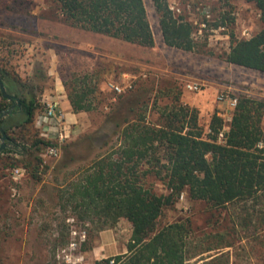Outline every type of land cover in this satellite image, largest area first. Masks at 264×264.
Instances as JSON below:
<instances>
[{"label": "trees", "instance_id": "1", "mask_svg": "<svg viewBox=\"0 0 264 264\" xmlns=\"http://www.w3.org/2000/svg\"><path fill=\"white\" fill-rule=\"evenodd\" d=\"M52 1L58 6L62 22L73 31L146 49L155 47L144 0ZM169 1L153 0L165 45L195 52L199 44L193 23L176 15ZM246 1L259 10L262 28L249 39L231 33L225 61L264 73V0ZM227 21L234 22L230 13L214 26H225ZM39 75L47 79L44 72ZM0 78L8 93L21 99V106L0 121L8 135L7 148L0 154V171L8 176L22 168L34 181L42 182L50 169L44 154L60 145L41 136L34 127L46 105L21 77L0 69ZM87 78L75 79L68 91L75 113L96 110L91 96L97 89ZM64 85L69 87L67 81ZM27 89L30 97L25 93ZM181 95L163 108L155 104L160 115L152 121L145 100L139 96L125 99L120 94L119 105L112 106L106 115L107 124L118 136L117 148L97 156L88 167L79 168L76 179L66 178V186L56 189L61 207L71 210L69 218L83 226L95 225L102 232L122 219L132 225L128 252L95 264H111V260L114 264H186L190 259V223L178 221L159 228L164 210L174 207L183 193L217 210L250 202L254 212L264 215V100L239 97L228 128L216 111L210 132L206 133L199 122V111L182 104ZM10 107L0 91V113ZM221 132L224 138L220 140ZM74 159L68 157V161ZM68 161L62 162V167ZM150 176L159 178L168 194H158L148 182ZM55 182L59 183L57 176ZM91 236L84 245L86 252L94 248L95 236Z\"/></svg>", "mask_w": 264, "mask_h": 264}, {"label": "rangeland", "instance_id": "2", "mask_svg": "<svg viewBox=\"0 0 264 264\" xmlns=\"http://www.w3.org/2000/svg\"><path fill=\"white\" fill-rule=\"evenodd\" d=\"M144 2L155 37L153 49L73 31L62 22L58 6L52 0H0V69L21 77L40 96V87L44 90L52 85L39 75L48 67V57H44L43 51L55 46L57 71L68 83L67 92L75 79L83 81L86 77L97 89L91 96L96 110L84 115L78 123H69L66 140H54L60 144L59 156L51 157L45 152L50 169L42 182L34 181L22 168H17L22 169L17 180L13 179V173L4 176L0 171V264H67L63 251L69 250L72 230H86L87 241L92 234L96 245L103 231L98 232L95 225L72 222L71 210L61 207L56 189L66 186L64 179H76L79 168L88 167L97 156L117 148L118 136L107 124L106 115L112 106L119 105V94L104 90V82L114 80L124 87L125 99L139 96L145 100L152 121L160 115L155 104L161 108L172 104L179 94H184L186 85L194 81L204 86L202 93L192 94L194 97H202L213 89L216 102L221 94L264 100V73L225 61L231 33L239 39H248L245 31L255 35L261 30L260 12L254 4L246 0H170L169 4L179 6L180 15L195 27L199 48L184 52L165 45L153 0ZM204 10L210 12V19L204 16ZM225 13H230L234 22L227 21L225 26L216 28L214 25ZM37 36L41 47L28 48ZM28 65L30 75L23 69ZM25 93L30 97V89ZM200 123L203 128L206 126ZM68 157L75 159L68 161ZM64 161H68L65 168ZM55 176L59 183L55 182ZM148 182L158 194H168L159 178L150 176ZM184 194L183 200L179 198L174 207L164 210L159 228L178 221L190 223L187 248L190 259L186 264H264V215L254 212L252 203L217 210ZM116 228L127 246L132 225L122 219L105 231ZM91 252L85 251V264L109 258H96Z\"/></svg>", "mask_w": 264, "mask_h": 264}, {"label": "crops", "instance_id": "3", "mask_svg": "<svg viewBox=\"0 0 264 264\" xmlns=\"http://www.w3.org/2000/svg\"><path fill=\"white\" fill-rule=\"evenodd\" d=\"M52 37L54 40H56L55 36H49ZM40 37L37 36L33 40V46H30L28 44V48L35 47L36 45L41 47L40 45ZM44 57H48V67L46 69H42V72H44L45 76L49 81L52 82V85L48 88H45L40 96L42 99L43 104L46 106L48 104H57L58 109L63 112L64 115V124L67 128V125L78 123L84 115H88L87 112H81V113H75L73 110V107L71 105V102L68 97L67 89L64 85V81L60 77L57 71V65H58V55L56 52L55 46L51 47L49 46L47 50L43 51ZM30 66L28 65L27 69L23 68L24 70H27L30 75L32 71L30 70ZM29 68V69H28ZM20 73V71H18ZM24 75H26V71H22ZM127 75V74H125ZM34 79H36L35 75L33 76ZM108 82H114L108 81ZM108 82H104V90L107 88ZM195 82V81H194ZM184 94L181 96V103L184 105H187L191 108H195L199 111L200 119L199 122H204L206 126H204L205 132L209 133L210 129V123L212 116L216 111L219 112V114L224 118L228 119V121H225L226 128L229 126L231 120H232V113L233 110L228 107L227 104H220L216 102L215 95L213 94V89H209L205 95L202 97H194L192 92H189L185 88ZM203 92V91H202ZM201 92V93H202ZM199 94V93H198ZM41 114V113H40ZM36 117V121L34 123V127L40 132V135L49 139H51V134L48 133V130L44 126H40L38 123V117ZM201 124V123H200ZM203 126V125H201ZM54 141V140H53ZM128 252L127 246L122 241V236L120 234V230L118 228L110 230V231H103L101 235L99 236L96 245L94 246L92 250V256L96 258H106V257H114L117 255L126 254ZM218 258V256L210 258V262Z\"/></svg>", "mask_w": 264, "mask_h": 264}, {"label": "built area", "instance_id": "4", "mask_svg": "<svg viewBox=\"0 0 264 264\" xmlns=\"http://www.w3.org/2000/svg\"><path fill=\"white\" fill-rule=\"evenodd\" d=\"M170 8L176 15L181 14V8L179 6L170 5ZM204 16L207 19L211 18V14L208 10H204ZM202 26L206 27L205 24H203ZM244 35L247 36L248 39L254 36V34L248 30L244 32ZM107 88L110 91L116 94H119V95L125 92L124 87L117 84L116 82H108ZM186 89L189 92L198 94L204 90V86L199 82H190L186 85ZM217 100H218V103L220 104H227L228 107L232 110H234L238 105V98L230 96L228 94L219 95ZM38 123L40 126H44L48 130V133L51 134L52 136L51 137L52 140L62 142L68 138V135L66 133V126L64 124V115H63V112L58 109L57 104H54V103L48 104L46 106L45 111L39 115ZM263 129H264V122H263ZM219 138L220 140L224 138L223 132L219 134ZM263 146L264 145H261V147ZM47 154L51 157H58L59 149L57 147L49 148V150L47 151ZM21 171L22 169H16L12 172L14 180H17L20 177ZM184 198H185V194L183 193L180 196V199L183 200ZM70 220H72V222L75 221L74 219H70ZM71 235H72V241L69 244V250L65 249L63 251L64 261L67 264H85L86 256H85V251L82 250V246H84L85 243L87 242V231L86 230H82V231L72 230ZM77 237L79 241H76ZM73 251L74 252L76 251V254L71 253ZM110 263L114 264V260H111Z\"/></svg>", "mask_w": 264, "mask_h": 264}, {"label": "water", "instance_id": "5", "mask_svg": "<svg viewBox=\"0 0 264 264\" xmlns=\"http://www.w3.org/2000/svg\"><path fill=\"white\" fill-rule=\"evenodd\" d=\"M0 91H1L2 97L6 101H8L12 104L10 109L4 110L0 113V121H1L2 118L10 116L13 113V111L17 108V106H21V99L17 98L14 95H10L7 92L5 83L1 78H0ZM7 140H8L7 133L0 126V154L3 153L5 151V149L7 148Z\"/></svg>", "mask_w": 264, "mask_h": 264}, {"label": "flooded vegetation", "instance_id": "6", "mask_svg": "<svg viewBox=\"0 0 264 264\" xmlns=\"http://www.w3.org/2000/svg\"><path fill=\"white\" fill-rule=\"evenodd\" d=\"M11 106H12V104H11Z\"/></svg>", "mask_w": 264, "mask_h": 264}]
</instances>
